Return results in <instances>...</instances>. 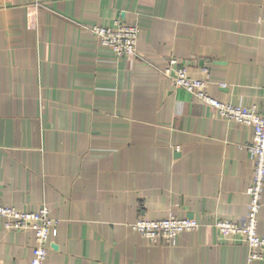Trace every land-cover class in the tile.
Returning <instances> with one entry per match:
<instances>
[{
  "label": "crops",
  "instance_id": "obj_1",
  "mask_svg": "<svg viewBox=\"0 0 264 264\" xmlns=\"http://www.w3.org/2000/svg\"><path fill=\"white\" fill-rule=\"evenodd\" d=\"M136 25L138 57L90 27ZM207 66L208 95L264 101V0H0V201L58 219L44 264H264L240 221L252 128L224 119L163 70ZM199 223L150 243L138 218ZM264 236V189L257 216ZM34 235L0 220V264H28Z\"/></svg>",
  "mask_w": 264,
  "mask_h": 264
},
{
  "label": "built area",
  "instance_id": "obj_2",
  "mask_svg": "<svg viewBox=\"0 0 264 264\" xmlns=\"http://www.w3.org/2000/svg\"><path fill=\"white\" fill-rule=\"evenodd\" d=\"M44 0H29L33 9L39 8ZM90 31L100 45L109 47L117 55L128 58L138 57L136 25L116 23L114 27L93 25ZM175 59H170L164 74H172L171 83L192 93L200 101L215 109L219 116L236 121L252 128L253 137L247 151L253 162V173L250 184L246 188L249 197L244 217L238 221L216 219L214 226L220 235H240V241L247 247L248 260L264 261V236L257 233V216L261 207L264 189V101L260 107L236 106L218 101L210 97L206 91L210 83V71L207 66L200 69L199 77L190 76L185 66L173 67ZM0 220L8 230H31L34 245L28 264H44L48 255L49 239L57 235L59 221L49 215L46 205L38 211H20L14 206L0 201ZM199 223L193 219L177 218L172 213L162 219L152 220L138 218L131 223V228L145 237L150 243L171 245L176 236L183 231L195 230Z\"/></svg>",
  "mask_w": 264,
  "mask_h": 264
}]
</instances>
